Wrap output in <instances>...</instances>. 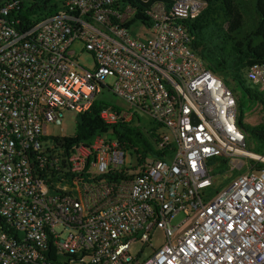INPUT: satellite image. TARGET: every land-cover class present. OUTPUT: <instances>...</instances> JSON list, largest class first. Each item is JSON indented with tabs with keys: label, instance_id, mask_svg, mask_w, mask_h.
<instances>
[{
	"label": "built area",
	"instance_id": "built-area-1",
	"mask_svg": "<svg viewBox=\"0 0 264 264\" xmlns=\"http://www.w3.org/2000/svg\"><path fill=\"white\" fill-rule=\"evenodd\" d=\"M29 2L0 0V264H264V158L247 151L233 94L182 24L204 4H152L146 25L126 26L133 11L114 0H54V14L25 24L18 11ZM243 78L264 98V64ZM104 90L127 109L102 107V122L146 116L167 132L161 159L138 166L109 132L68 148L46 135ZM212 160L223 162L217 171ZM156 230L162 244L131 256Z\"/></svg>",
	"mask_w": 264,
	"mask_h": 264
},
{
	"label": "trees",
	"instance_id": "trees-1",
	"mask_svg": "<svg viewBox=\"0 0 264 264\" xmlns=\"http://www.w3.org/2000/svg\"><path fill=\"white\" fill-rule=\"evenodd\" d=\"M175 0H114L113 8L129 7L133 11L129 26L134 22L146 25L145 10L152 4L169 7ZM204 7L191 20L182 22L189 36L191 50L200 58L203 65L231 91L236 100L237 128L244 135L247 151L255 155H264V124L248 126L242 123L241 99L255 102L264 110L263 96L252 90L243 78L244 69L252 64H264V0H200ZM251 7L250 27L244 26L243 13ZM54 0H30L28 7L20 9L18 16L25 24L35 22L55 13ZM237 89L239 91L237 92ZM107 106L101 99H96L90 109L76 115L74 135L62 137L58 142L65 148L76 142L88 143L94 136L109 132L118 146L130 151L136 164L145 163L146 159H161L164 151L156 149L157 130L161 126L149 122L147 135H141L135 126L116 125L108 127L99 117L102 107ZM136 118H138L135 115ZM162 129V128H161ZM57 142V141H55ZM67 152L65 151V155ZM215 162V169L223 163ZM260 167H264L261 164ZM220 173V172H217ZM113 178L132 177V174H112ZM103 178H110L104 176ZM219 187L215 186L213 192Z\"/></svg>",
	"mask_w": 264,
	"mask_h": 264
},
{
	"label": "rangeland",
	"instance_id": "rangeland-1",
	"mask_svg": "<svg viewBox=\"0 0 264 264\" xmlns=\"http://www.w3.org/2000/svg\"><path fill=\"white\" fill-rule=\"evenodd\" d=\"M252 17V11L251 7L248 5L247 9L243 13V21L244 26L246 29L250 27ZM73 52L76 56H78L77 60L81 67L87 70H91L93 67L92 61L89 57V55L85 52H81V47L79 45L73 47ZM113 79L112 78H106L105 84L110 87L112 85ZM239 89H237V92ZM97 99H101L107 106L117 108L120 110H126L127 105L120 99L114 97L109 93L108 91L104 90L100 95L97 96ZM241 110H242V123L246 124L248 126H256L258 124H264V110L261 108V106L255 102H249L246 99H241ZM138 118L134 116V118L129 122V126H135L138 128V132L141 135H147V130L149 129L148 123L150 120L142 115L141 113L135 114ZM76 122V115L72 112H63V118L61 121V124L57 127H53L51 125H48L46 127V135L50 138L54 137H72L74 135V127ZM157 133L159 135L165 134L167 135V132H165L163 129H158ZM107 137L110 139V134H107ZM124 154L129 155L130 151L124 150ZM264 154V153H263ZM126 155V156H127ZM261 156L262 159L264 158V155H258ZM149 159H146L148 161ZM214 185H222L225 183V180L221 176H217L214 179ZM184 218V215L179 212L176 215L173 216L171 220V224H177ZM56 231H61V228L56 226ZM64 235L65 233L62 232ZM162 244V234L159 230H156L153 232V234L150 237V247H142L141 244L136 243L133 246L130 247L129 253L131 256H134L139 250H141L140 254V260L146 258L151 254V249L155 250Z\"/></svg>",
	"mask_w": 264,
	"mask_h": 264
}]
</instances>
